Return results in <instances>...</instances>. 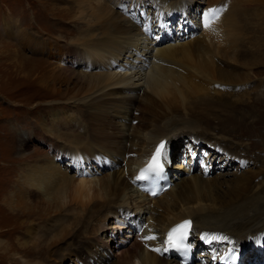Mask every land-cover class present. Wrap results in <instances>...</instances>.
Here are the masks:
<instances>
[{"label":"bare ground","instance_id":"1","mask_svg":"<svg viewBox=\"0 0 264 264\" xmlns=\"http://www.w3.org/2000/svg\"><path fill=\"white\" fill-rule=\"evenodd\" d=\"M60 1L66 3L67 9L59 8L56 14L52 12L56 16L54 22H58L54 24V27L58 30L53 27L52 32H59L67 37L70 35L78 36L71 44L75 43L79 51L73 49L71 51L80 53L83 61L88 64L102 65L110 62L114 64L123 53L127 54L126 58L134 59L139 57L134 54V51L130 50L129 45L133 44L136 52L142 51L137 35L141 31L135 25L128 27L129 22L124 18L126 15L124 11L126 10L122 11V15L116 16V12L113 13V10L108 9V7L120 0ZM37 2H43V8L46 11L49 9L48 7H50L49 10H52L51 5H47L48 0H37ZM152 2L157 15H161L163 12H167L170 15V12H168L169 7L178 8L177 12L184 7V4L181 3L182 0H152ZM138 6L134 5V8ZM208 7L211 9L213 5H208ZM188 15L189 13L186 14L184 12L182 19L179 18V22L182 25L184 24V26L177 24V32H179V28L189 32L188 22H185ZM74 17L75 21H80L81 26H84L85 29L82 31L80 26L78 28L80 29L79 32L76 30V34H71L67 32V27H64L63 22L68 20L71 23ZM171 17L174 18V16ZM168 24L167 27L169 26ZM232 24L230 23L231 30L226 34L221 31V26L218 29L221 39L226 41L223 51L219 49L213 50L211 40L210 43H205L204 38H208L207 34L209 33L204 31L205 36L203 35V39L195 41V47H188L184 44L156 52L153 57V63L144 74L145 88L139 90L137 99L128 96V87L126 86L129 84V77L117 76L114 73L107 72L81 75L72 71V65L61 68V62L58 69L57 67L50 69V64L55 60V57H48L46 63L43 61L38 62L39 60H30L26 52L25 56L23 54L27 49L32 53L39 52L41 55H53L52 49L55 48L39 45L36 42L37 40L32 41L30 37L25 48L19 44H14L16 46L13 50L2 52L5 57L11 54L14 59V62L10 63L13 71L9 72L8 69L2 70L0 68V71H3L2 76H10L11 82H8V85L16 83L17 87L15 89H19L21 86L26 85L27 80H30L29 83H37L35 89L37 92L43 89L44 93H46L45 95L50 98L65 102L62 109L57 110L59 112L42 113L45 119L40 124V127L34 129L29 135H19L16 141L15 150L19 160L10 161L11 169L6 175V180L17 171H22V173H17L20 177L9 186L8 192L3 191L0 194L1 212L10 216V226L7 232L11 231V235H16L17 238L18 235L22 234H18L21 231L16 232V230L22 229V233L26 234L30 241L35 240L39 235L43 237L50 236L51 241L44 251H39V255H42L41 259L36 256L31 260H28L32 255L28 242L20 244L16 241V245L14 247L11 246L9 250L13 256V263L16 260V264L19 262L21 264H60L65 257H72L71 262L82 264L83 260H87L92 254L93 249L95 252L98 251L99 246L101 248L104 247L105 250L109 249V245L106 242L114 241L116 228L112 226L114 224L111 222L108 229L109 233L106 234L107 241L101 242V244L93 242L99 241L97 237L93 238L97 236L96 233L103 226H106L110 219L119 218L121 215H127L132 211L139 214L144 213V215L147 212L152 214L153 212L161 211L164 218L162 219L159 237L153 235V225L150 222L148 227L144 226L145 228L134 235L138 243L131 241L129 243L131 245L128 246L129 244H125V241L120 239L121 247L115 249L118 251L110 257L109 261H113L112 263L109 262L110 264H176L174 262L175 258L170 260L162 257V254H165L166 245L163 235H165L167 228L185 218L191 222L189 235L191 244L192 238L193 240L200 239L203 232H210L208 235L210 242L208 243H211L214 239L213 235L217 234V232L228 233L235 242H242V239H247L251 234L259 233L264 229V197L259 196L258 191L256 189L253 190L252 186H249L251 184H247L248 182L246 181L248 179L245 176L235 177L234 180H231V183L229 182L230 184L228 183L225 186L224 190L220 187L217 189L212 188L211 182L212 180L215 181L214 179L208 182L204 178L191 177L189 179L190 190L194 193L191 198L186 196L189 193L182 186L184 184L182 183L184 182L183 179H180L178 183L173 185L176 190L169 187L167 192L162 193L163 195L153 197L154 200H151L152 198H147L139 190L140 193L137 191L135 177L132 175L147 161L153 150H151L152 146L160 140L165 145L164 162L162 161V164L166 166L165 169L169 176L168 181L172 185L174 179L172 166L169 163L178 158L175 157L173 159L174 156L169 148L176 141L173 137H182L183 134H189L190 141H198L197 139H199V141H205L213 146L221 145L231 157L237 154L242 157L241 154L243 153L237 144L232 143V145L228 146L222 143L223 140L213 139L207 133L209 125H203V127L194 126V122L189 116L192 111L189 109L191 98L190 94L188 95V91L191 88L195 89L196 92L201 90V87L193 83L196 77L204 80L209 79L215 83L224 81L222 79L235 78V82L241 83L242 77L237 75L235 71H230L229 68H235L234 65L236 63L237 65L239 63V65L243 64L241 66L246 70L243 78H248L249 72L253 67L262 65V61L260 62L251 57V52L253 51H242L241 47L238 48L239 36L237 32L236 34L234 33L236 31L233 27L235 24L233 26ZM3 26H6V30H3V33L11 37L16 23L13 26L4 23ZM148 27L145 28L147 37L148 33H154L153 29L149 30ZM158 27V31L163 33L165 24H159ZM213 27L212 25L211 28ZM97 28L100 29L99 32H97ZM168 29L170 28L168 27ZM26 32L33 36V33ZM178 36H181V34H178ZM18 37L22 38L20 34ZM178 40L173 41L174 44L178 43ZM127 44L129 45L127 46ZM29 45L30 48H27ZM219 56L220 58H218ZM249 56L250 58H248ZM240 59L243 61H240ZM215 60L219 63H216ZM63 61H65L64 58ZM219 64H223V67H220ZM91 68L94 67L91 66ZM223 70H226L227 74ZM260 70L261 76L264 77V67L260 68ZM36 73H38L37 76H35ZM253 76L256 77L255 74ZM4 81H7V79ZM177 82L179 87L174 85ZM260 82L258 80V84L255 87L260 88ZM182 88L183 90H181ZM195 90H191L193 94L196 93ZM258 96L260 97L256 98L255 96L252 102L256 106L253 111L260 116V122L247 123V119L238 118V116L234 122L230 116H226L225 120L218 121L219 124L215 129L221 134L231 133L234 141L243 140L241 137L243 135L247 136L246 140L252 141L249 145L258 153H262L264 151V133L261 134L264 131L263 89ZM69 102H72V104L69 105ZM218 105H220L218 107L219 110L231 106L230 104H223L222 101ZM156 108L161 109V113H158ZM206 108L202 109L205 110ZM68 109L70 110L66 111ZM118 110L123 112L118 114L116 113ZM74 113H76L77 117L79 116L77 120ZM248 127L250 130H247ZM56 128L58 133L61 130L69 132L70 129L77 128L80 133H68L61 136L64 141L70 139L68 144L75 145L70 148L63 146L60 148L59 146H54L53 143H47L45 145L47 150L43 151L39 144L31 142L32 137H35L37 142L45 140V135L50 134ZM132 130L137 134L138 142H132L130 148L132 137L130 134L126 135V133ZM261 130L263 131L261 132ZM251 133L257 134L260 140H253ZM67 136L69 139L66 138ZM61 137L59 136L58 138L61 139ZM52 152L56 154L52 155ZM59 153L68 156L69 159L73 158V160L81 157H84V159L98 156L108 157L115 160L121 169L116 168L117 171L115 170V172L118 174L110 175L111 179L108 176L103 181L98 182L88 180L85 175L71 177L68 175L67 170H61L62 168L57 165V162H54ZM243 158L250 161L253 165L256 163V160L252 159L253 157L250 158L243 155ZM259 161L264 165V157L259 156ZM24 163L26 164L24 165ZM68 164L70 165V163ZM202 164H205V166H202ZM208 164V161L199 163L204 173L209 171L206 167ZM181 165L178 164L176 167L181 169ZM169 166L171 167V176L169 174ZM182 170H186V168ZM121 174H123V177ZM255 177L257 178V176ZM177 189L185 193L177 191ZM214 190L216 193H214ZM200 195L203 196L200 198ZM144 202H148L150 207L145 209L142 206ZM6 206L11 209V212L5 209ZM111 215L113 218H111ZM62 219L64 222H62ZM125 223L129 227H133L136 224L134 219H131L130 222L125 221ZM125 230L127 233L130 231L129 229ZM259 234H264V231ZM147 236H154L157 242L153 240L151 243H147L148 241L144 239ZM240 242H237L240 248L234 249L239 254H242L243 248H246V246L240 244ZM36 244H34V248H36ZM192 245L195 247L194 244ZM251 248L255 249L253 246ZM259 248L257 249L259 256L256 263L264 264V261L262 262L264 244ZM153 249H158L159 251H154ZM205 249V247L197 248V260L194 264H203L206 260L214 262L218 259L217 250L212 251L215 258L210 260L211 257L208 259ZM200 250L203 252H200ZM9 252L6 251L5 253ZM1 254L6 255L4 253ZM59 254L60 256L57 257ZM244 254H246L245 250L242 255ZM176 262L179 263V261ZM242 263L243 259H240L239 264ZM246 263L250 264L247 259Z\"/></svg>","mask_w":264,"mask_h":264},{"label":"rangeland","instance_id":"2","mask_svg":"<svg viewBox=\"0 0 264 264\" xmlns=\"http://www.w3.org/2000/svg\"><path fill=\"white\" fill-rule=\"evenodd\" d=\"M51 1L48 0L47 5L48 4L49 6L51 5L52 10H49L50 7H48L49 9H47L46 11L43 8L42 5L43 2L38 3L37 0H0V68L2 70L8 69L9 72L13 71V68H11L12 65H10V63L14 62V59L12 58L11 54L5 57V55H3L2 52H8L13 50L16 46L14 44H19L21 47L25 48L28 45L29 37H30L31 38L30 40L32 41L37 40L36 42L39 45H43L50 48L55 47L52 49L53 55L52 54L41 55L39 52H35L36 54L39 53L38 55H36L35 53L28 51L27 49L26 51L23 52V54L25 56V52H26L27 56L30 57V60H39L38 62L43 61L46 63L48 57L50 58L55 57V60H53L52 64H50V69L53 67L55 68L57 67L58 69L60 67L59 63L61 62L62 63L61 68H65L68 66L70 67V65H72L71 66L72 71L81 75L103 74L107 72V73H114L117 76L120 75V76L129 77V84L126 86L128 87L127 88L128 96L129 97L132 96L133 99H137L139 90L145 88L144 74L149 70L151 64L153 63V57L156 55V52H158L161 49H165L168 47H175L184 44H186L188 47H195V41L197 39H203V35L205 36V34L203 33L204 31L209 33L207 34V36L209 37L204 38L205 43H210L212 41L213 50L219 49L220 51H223L226 41L221 39L220 32L218 31V29L222 27L221 31L224 34H226L229 30H231L230 23L231 24L233 23L232 26L235 24L233 26L236 30L234 33L236 34L237 32L239 36V41L237 43L238 48L241 47L242 51H249V52L253 51L251 52V57L253 59L259 60L260 62L262 61L261 63L262 65H264V0H217L218 2L215 0L212 1L182 0L181 3L184 4V7L181 11H179L180 13L177 12L178 8L169 7L170 10L168 8V12H170V15L167 14V12H163L161 15H157L156 14L157 11L153 6L154 4L152 0H120L119 2L108 7V9L113 10V13L116 12V16L122 15L123 14L122 11L126 10L124 11L126 12V15L124 13L125 15L124 18H126L127 21L129 22L128 27L135 25L139 29V31H141L140 33H137V35L140 40V46L142 51L136 52L133 44L132 45L127 44V46L128 45L130 46V50L134 51V54L139 57L137 58L135 57L134 59L126 58L127 54L123 53L122 56L119 57L114 64L113 63L111 64L110 62L102 65L94 64V63L88 64L87 62L81 59L82 55H80V53L71 51V49L75 51H79V48L77 47V45H75V43L71 44L73 43L72 41H74L75 38L78 36L70 35L67 37L66 35H63L59 32H52V30L55 28L54 24L58 23V22L56 23L54 22V19H56L55 18L56 17L55 14L57 13L56 11H58L59 8L65 9L67 5L65 2L63 1L61 2L60 0L59 1L53 0L52 3ZM213 1H215V3H213ZM211 4L213 5L212 8L218 7L222 9V11L219 16V19L217 20L218 22L215 21L212 24L214 27L211 29H205L203 26V13L208 9H210L208 5ZM134 5L137 6L139 5V6L134 8ZM52 12L53 13L55 12V14H53ZM184 12H186V14L189 13V15L186 16L185 22H188V28L190 30L189 32H187L185 30H182L183 28L182 29L179 28V32L181 31L179 33L177 32V27H178L177 24L182 25L179 22L180 20L179 18L182 19V14H184ZM171 16H174V18H172ZM157 17H160V21ZM226 22H228L229 24ZM4 23H6V25L9 24L11 26H13L14 23H16V26H14V30H12V32L14 33L11 35V37L3 33V30H6V26L5 27L3 26ZM69 23L70 22L68 20L63 22V24L65 25L64 27H67L66 28L67 32H70L71 34H76V30L79 32L80 29L78 28L81 26L80 21L77 20L75 21V17H74L73 22L71 21V23L70 24ZM159 24H165V28H164L165 31L163 30V33H160L158 31ZM167 24L169 25L168 27L170 29H168ZM145 25L150 26L148 27L149 30L153 29L154 32V33L152 32L148 33L149 34L148 37L146 30L144 29ZM17 26H19V28H17ZM182 26H184V24ZM84 29L85 27L81 26V30L83 31ZM26 31L33 33L32 34L33 36H31V34L27 33ZM99 31L100 29L97 28V32ZM19 34L22 36V38L18 37ZM178 34H181V36H178ZM177 39H179L178 41L180 43L177 41L178 43L174 44V42ZM169 44H174V45H169ZM27 48H30V45ZM63 58L65 59V61H63ZM218 58H220V56ZM248 58H250V56ZM240 61L243 60L240 59ZM216 63L219 62L216 61ZM239 64L237 65L236 63V65H234L235 68H229V67L227 68H229L230 71L231 70L235 71L237 75H240L242 77V80H240L241 83L235 82L234 81L235 78L222 79L224 81H221L220 83H215L209 79L204 80L203 78L196 77V80H194L195 82L193 83L201 87L200 92L199 90L198 92H196V90L193 88L189 89L188 91V95L190 94L189 96L191 98L190 100L191 104L189 105V109L190 111H192V114L189 113V116H191L190 119L194 122V126L196 125L203 127V125H209L207 127V131H208L207 133L213 139L223 140L222 143L228 146L232 145V143L237 144L239 149L243 153L241 154L242 157H240L239 154L231 157L221 145L213 146L207 144L205 141H199V139L194 137L191 138L197 139L198 141H194V140L190 141L189 134L188 135L183 134L182 137L178 136L177 138L173 137V139L176 141L174 142L171 148L169 147L168 148L169 150H171L174 156L173 159L175 157L178 159H175L174 161L169 163V165L172 166V176L174 179L173 180L174 182L171 185L172 187L170 186V188L171 189L175 188L173 185L178 183L180 179H183L184 182L182 183L184 184L182 186L184 189H186V192L189 193L186 196L190 198L194 195L193 191L190 190L191 188H190L189 179L191 177H195L198 179L204 178L205 180H208V182H211V180L214 179L215 181L212 180L211 182L212 188L217 189L220 187L222 190H224L225 186L228 185L229 182L231 183V180H234V178L237 176H245L248 179L246 181L248 182L247 184H251L249 186H252L253 190L256 189L259 193V196L264 197V165L262 164L261 161H259V156L264 157V151L262 153H258L256 150H254L249 145V143H251L252 141L246 140L248 138L247 136L243 135L241 136L243 140L234 141L231 133L221 134L217 129H215V127H217L219 124L218 123L219 120H225L229 116L234 122L237 116L238 118L240 117L247 119V123H251L253 121L260 122V116L253 111V109H255L256 106L255 104H253L252 100L255 99V96L256 98L260 97L261 95L258 96V94L261 92L262 89L264 90V77L261 76V70H260V68H263L264 66L261 65L262 67L261 66L253 67L251 69L252 72L251 71L249 72L250 74L249 77L243 78V76H245L246 74L245 72L246 70L243 66H241L243 64L241 65ZM91 66L94 68H91ZM219 66L223 67V64H219ZM223 72L227 74L226 70H223ZM2 74L3 71H0V158H1L0 159V194L3 191L8 192L9 186H11L16 181V179L20 177V175L18 174H20V172L22 173V171H17L12 177H9V179L6 180V175H8L11 169L10 161L19 160L15 150L16 141L18 140L19 135L22 136L29 135L30 133L33 132L34 129H38L40 127V124H42L45 119V117L42 116V113L59 112L57 110L62 109V107L64 106L63 104L65 103L45 95L46 93H44L42 88L41 91L37 92L35 90L37 87L36 85L37 83L36 82L29 83L30 80H27L26 85L21 86L19 89H15L17 87V84L10 83V85H8V82H11L10 76L6 77L5 75L2 76ZM253 74H255L256 77L253 76ZM37 75L38 73L35 74V76ZM5 79H7V81H4ZM258 80L261 81L260 88L255 87L258 84ZM230 81H232V83H230ZM174 85L176 87H179L178 82L174 83ZM38 87L40 88L39 85ZM181 90H183V88ZM191 90L193 91L195 90L196 93L193 94V91ZM185 91L187 94V88ZM221 101L223 102V104H230L231 106L229 108L219 110L218 107L220 105L218 104ZM71 104L72 102H69V105ZM204 107L207 108L203 110ZM69 110L70 109L66 111ZM156 111L158 113H161L162 110L156 108ZM122 112L123 111L118 110L116 113L119 114ZM74 114L77 120L79 116L77 117L76 113ZM219 114L220 116H218ZM247 130H250V128L248 127ZM57 131L58 129L56 128L55 130L51 131L50 134H46L45 140H41L40 142H37L36 141L37 139L35 137H32L31 142L35 144H39L43 151L47 150L45 148V145H47V143H53L54 146H59L60 148L61 146L70 148L72 145L75 144H68V141H70L68 136L66 138H68L69 140L66 141H64L63 137L61 136L67 135L68 133H72V134L80 133L77 128H72L69 130V132H67L66 130H61L58 133ZM262 131L263 130H261V132ZM263 133L264 131L261 134ZM129 134L132 137V141L130 140V145H129L131 148L132 142L137 143L138 138H137V134H135L133 130L126 133V135ZM250 135L251 138L252 137L254 138V139L252 138L253 140L256 141L260 140V137H258L257 134L251 133ZM59 136L61 137V139L58 138ZM154 145L152 146L151 150L153 149ZM54 154L56 153L52 152V155ZM243 155L245 157L247 156L250 158L253 157L252 159L256 160L255 161L256 163L254 164L256 166L250 163V161H248L247 159L245 160V158H243ZM195 159L198 160L197 161L198 165L200 162L202 163L203 162L205 163L207 161L209 162V164L206 166L207 169L209 168V171L207 172L208 174L204 173V170L200 167V165L199 166L194 165ZM54 162H57V165H59V167L62 168L61 170L63 169L67 170L69 176L73 177V176L85 175V177L88 180L94 182L103 181L108 176L111 179L112 177L110 175L118 174L117 172H115V170L117 171V169H121V167H119V165L115 160H112L111 158L108 157L104 158L100 156L96 158H86V159H84V157H81L80 159L73 160V158L69 159L68 156H64L62 153H59L58 157L55 158ZM68 163H70V165ZM25 164L26 163H24V165ZM178 164H182L180 166V168L182 167L181 169H179V167H176ZM202 166H205V164H202ZM164 167L166 166L164 165ZM183 168H186V170H182ZM169 174L171 176L170 166H169ZM122 175L123 174H121V176ZM132 175L135 177V173H133ZM255 176H257V178ZM177 191L185 193L178 189ZM165 192H167V190ZM214 193H216L215 190ZM202 196L203 195H200V198ZM151 200L154 199L152 198ZM142 206H144L145 209H147V207H150L148 202H144ZM144 208L142 209L144 210ZM1 209L2 207L0 205V244H1L0 255H2L1 253H4L6 255L0 256V264H16V260L13 263L14 261L13 256L11 255V252H9L10 247L11 246L14 247L16 245V241H18L20 244L24 242H28L29 247H31L30 249L32 251V255L28 260H31L36 256L37 258L41 259L42 255H39V251H44L47 248V246L50 244L51 241L50 236L43 237L39 235L35 240L33 239V241H30L28 239V236L22 233V229H18L16 230V232L21 231L18 232V234L21 233L22 235L20 236L18 235V237L16 238V235H11V231L7 232L10 226V216L4 215V213L1 212ZM5 209L11 212V209H9L8 206H6ZM8 211H6V213H8ZM111 218H113L112 215ZM163 218L164 215L161 211H156L153 212L152 214L147 212L145 213V215L144 213L139 214L138 212L132 211L127 215H121L119 218L115 217L113 219H110V221L106 223V226H103L96 233L97 236L93 237V238L97 237L99 241H93V242L101 244V242L107 241L106 234L109 233L108 229L111 222L114 224L112 226L116 228V231H114V241L106 242V244L109 245V249L105 250V248L104 247L101 248V246H99L98 251L96 252L93 249L92 254L89 256L87 260H83L82 264L112 263L113 261H109V259L111 256H113V253H116V251H118L115 249L121 247V244L119 242L120 239L125 241V244H129L131 241L138 243V241L135 240L134 235L143 228L148 227L150 225L149 224L150 222L151 225H153L152 227L153 235L155 237H159ZM131 219H134L136 223L135 226L132 225L133 227H129L125 223V221L130 222ZM62 222H64L63 219ZM124 228L129 229L130 231L127 233V231ZM263 231L264 229H262L259 233ZM1 233H3V235H1ZM259 233L251 234V236L247 237V239H242V242L237 241L240 242V244H244L246 246V248H243V253L245 250L246 254L242 255L241 258V260L243 259L242 264H248L246 263V259L250 264H257L256 261L259 256L257 249L261 245L263 246L264 244V234H259ZM209 234L210 232H203L201 233L200 236L201 240L199 238L197 240H193L192 238L191 240L192 244L195 245V248H204V247L206 248L205 253L208 259L209 257L215 258L212 252L214 250L218 251V256H217L218 258L219 255L225 254L230 248H236V249L240 248L238 246V243L235 242L232 239V236H230V234L228 233L223 234L222 232H217V234L213 235L214 239L211 241V243L204 242L202 237L205 235L208 236ZM260 236L261 238L259 239ZM44 238L45 240L47 239L46 240L47 242L44 240ZM153 240L155 239L145 240V241H148L147 243H151V241ZM33 242L34 244L38 242L36 244V248H34ZM155 242H157V240H155ZM130 245L131 244H129L128 246ZM252 246L256 250L252 249L251 248ZM36 250L38 251L36 252ZM6 251H8L9 253H5ZM200 252L203 251L200 250ZM59 256L60 254L57 255V257ZM162 257L168 258L170 260H174V258L168 257V255L165 254H162ZM71 258L65 257V259L61 261L60 264H74L73 262H71L72 261ZM39 260L37 261L40 262ZM263 261H264V254L262 255V262ZM174 262L176 264H180V262L177 263L176 260H174ZM208 263L217 264V260L214 262H208L206 260L204 261L203 264H208ZM17 264H21V262ZM77 264H81V263H77Z\"/></svg>","mask_w":264,"mask_h":264},{"label":"snow or ice","instance_id":"3","mask_svg":"<svg viewBox=\"0 0 264 264\" xmlns=\"http://www.w3.org/2000/svg\"><path fill=\"white\" fill-rule=\"evenodd\" d=\"M222 9L220 8H211L203 13V26L205 29H211L212 24L219 19ZM164 148L165 145L162 143L157 149L156 154L152 157L151 163L148 168L142 170L141 174L137 177V180H144L148 173H153L158 175L163 171L162 161L164 159ZM152 195H156V192H152ZM190 221H184L179 225L173 227L168 235L165 243L168 245V248L176 249L180 251H187L188 244L187 240L190 235ZM145 240L155 239L154 236H147L144 238ZM202 239L205 242H210L209 237L207 235L203 236ZM154 251H159L158 249H153ZM167 250V249H166ZM229 260H235V256L230 255Z\"/></svg>","mask_w":264,"mask_h":264}]
</instances>
